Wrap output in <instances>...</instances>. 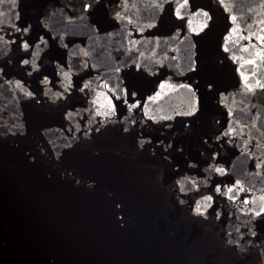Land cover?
<instances>
[{"label":"water","instance_id":"95a60500","mask_svg":"<svg viewBox=\"0 0 264 264\" xmlns=\"http://www.w3.org/2000/svg\"><path fill=\"white\" fill-rule=\"evenodd\" d=\"M85 2L0 0V264H264V0Z\"/></svg>","mask_w":264,"mask_h":264},{"label":"snow or ice","instance_id":"6c2138e0","mask_svg":"<svg viewBox=\"0 0 264 264\" xmlns=\"http://www.w3.org/2000/svg\"><path fill=\"white\" fill-rule=\"evenodd\" d=\"M165 2L167 3L168 0H165ZM100 3V0H92V2H85L82 6V10L84 12H87V13H91L93 12L95 9H94V4L98 5ZM220 3L221 5H223L224 3V0H220ZM157 8H160L161 5L160 4H157L155 5ZM171 8H172V13L173 15L175 16V18L179 21H186V16H185V12L191 8V0H172L171 2ZM197 15H201V13H196ZM202 15L204 17H208V13L207 12H203ZM230 20L233 24L236 23L237 21V17L235 15H232L230 16ZM190 23V21H189ZM203 27H207V24L203 25ZM16 31L17 32H24L25 34H27L28 32V28L27 27H20L18 26L16 28ZM228 39H231V37L229 36ZM261 39H264V38H261ZM42 40V38H41ZM43 42V41H42ZM21 48L25 51H28L30 49V43L27 41V40H22L21 42ZM224 51L225 52H228L229 51V48L228 47H224ZM22 63L24 65H29V60L25 59L22 61ZM34 67V66H33ZM193 71H195V69L193 68L192 69ZM3 70L0 69V72H2ZM65 76V79H68L69 82L67 83L66 86H64L63 88V94H71L70 93V89L73 88V84L68 76V73H65L64 74ZM43 83L44 84H49L51 83V81L48 80L47 77L44 78L43 80ZM21 85L18 83L17 84V87H20ZM161 87L163 88L164 85H161ZM181 87H188L187 85H181ZM79 91L82 92V93H87L89 91H92V88H91V81H87V82H84L81 86H79ZM109 92H112V96L108 98V103H107V111L105 112H98L97 115L98 116H103L105 119H110L111 117L115 116L117 114V109H116V105L114 104L113 100H119L122 98V96L120 95H117L116 94V91H113V89L111 87H109L108 89ZM119 91L122 92L123 94V97H130V96H134L135 93H130L128 91L127 88H124V89H119ZM189 91H192V89H189ZM47 94V93H45ZM63 94H57V99H60V98H63ZM25 95L29 96V97H32L33 96V93L32 92H26ZM93 104H95V101L92 102ZM136 107H140L139 104H129L128 105V108H129V111H131L133 108H136ZM198 111V101L194 102L191 106V108L189 109V111L187 112V115L191 116V115H195L196 112ZM74 113L73 112H68L66 114V118L67 119H71L73 117ZM151 119V118H150ZM99 123V121H98ZM72 129H69V131H71ZM100 129L99 127H97L96 131L98 132ZM125 132L128 131L127 128L124 129ZM87 134V133H86ZM230 133L229 132H225L224 135L227 136L229 135ZM144 145V142H141V147H143ZM68 147H71V145L69 144ZM261 165H257V167H260ZM215 171L217 173H220L222 175H225L226 172H225V169L223 168H216ZM176 183L179 185V191L180 192H185V184L183 181L181 180H178L176 181ZM223 183V182H221ZM215 191L216 192H221V188L220 187H216L215 188ZM228 192H233L234 191V188L230 187L228 188L227 190ZM229 199H231L232 197L229 196L228 197ZM213 200V197L212 196H206L204 198V201H207V202H211ZM204 201H201V202H198L196 203V206H195V214L197 216H205V210L211 206L210 203H205ZM180 203L181 204H184L185 201L184 200H180ZM262 213L261 212H257L256 213V216H261ZM206 218V217H205ZM217 218H219V215L217 214ZM253 236L256 235L255 232L252 233ZM229 243H232V241H229Z\"/></svg>","mask_w":264,"mask_h":264}]
</instances>
